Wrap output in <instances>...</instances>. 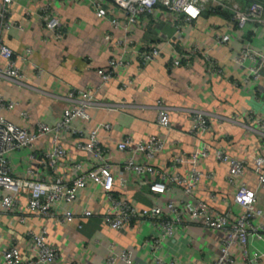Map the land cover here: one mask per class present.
Returning <instances> with one entry per match:
<instances>
[{
	"label": "crops",
	"instance_id": "crops-1",
	"mask_svg": "<svg viewBox=\"0 0 264 264\" xmlns=\"http://www.w3.org/2000/svg\"><path fill=\"white\" fill-rule=\"evenodd\" d=\"M43 5H50L59 19L61 39H54L38 16ZM230 13L224 7L203 10L196 19L187 20L159 5L152 13L141 14L137 23L124 31L114 28L107 18H97L84 0H0V37L14 52L13 64L20 73L16 78L6 76L7 63L0 55V97L16 102L12 109L0 108V115L35 131L38 122L53 124L60 119L63 109L73 103L68 96L71 89H89L95 101L87 109L90 118L71 122V130L62 141L66 156L57 163L53 176L73 178L77 173L73 163H79L82 170L91 167L90 154L78 149L76 143L87 141L89 131L97 128V138L107 149L113 173L120 172L128 183L122 187L116 179V196L138 208L163 205L171 199L184 211L187 205L202 200L212 209L235 217L241 207L233 197L237 187L245 184L255 190V206L263 213L253 223H264V189L257 188L253 172V158L264 157L263 136L257 124V119H264V67L259 69L256 81L248 80V67L254 63L249 58L235 60L247 45L257 50L264 47V29L252 23L239 29ZM169 20L176 24L177 32ZM4 21L9 28H3ZM106 33L111 34L112 42L104 40ZM224 34L230 38L220 42ZM125 44L127 52L123 58L128 63L102 84L97 69L106 67L110 56L119 57ZM148 45L159 47L161 53L155 60L140 65L136 51ZM174 59L180 60V65H172ZM209 59L214 61L213 68ZM157 101L168 107L169 129L156 124ZM193 110L204 112L208 122L204 131L194 132ZM103 123L110 128L101 127ZM151 135L165 138L164 149L151 159L138 154L132 157L170 175H186L190 169L185 163L175 162L177 155L190 154L202 141L211 146L208 155L197 163L202 176L192 195H186L177 185H169L163 193L151 192L133 171L123 168L131 153L117 150V143L126 137L137 141ZM50 147V135H42L30 149L11 151V173L27 177L29 154ZM214 148L246 162L244 172L235 177L233 184L226 180L228 163L216 159ZM36 172L46 176L43 164L36 165ZM158 179L154 174L152 180ZM25 204V197L18 196L15 211L5 212L0 205V254L15 245L23 260L34 257L30 233H39L46 226V241L60 254L51 264H108L105 257L110 246L115 251L131 249L136 264H152L148 239L155 229L151 219H133L119 230L108 227L102 215L109 202L94 184L78 190L71 203L60 205L76 215L88 208L92 215L87 219L75 217L69 222H58L27 212ZM184 222L177 225L172 237L163 240L158 251L163 264H211L218 256L224 231L205 227L190 220L187 214ZM246 248L249 254L256 252L258 258L244 262L242 247L234 244L233 261L228 264H264L263 240L249 235Z\"/></svg>",
	"mask_w": 264,
	"mask_h": 264
},
{
	"label": "built area",
	"instance_id": "built-area-1",
	"mask_svg": "<svg viewBox=\"0 0 264 264\" xmlns=\"http://www.w3.org/2000/svg\"><path fill=\"white\" fill-rule=\"evenodd\" d=\"M94 11L97 18H107L114 28L127 27L137 23V18L141 14L152 13L156 6H163L173 13L176 17H182L187 20L196 19L203 10H212L215 7H224L232 11L231 19L237 28L243 29L247 23L261 26L264 29V6L260 2H252L248 5L234 4L233 0H84ZM11 0H4L9 3ZM112 10L119 15L112 14ZM5 10L2 12V15ZM45 28L51 33L54 39H61L63 32L59 19L52 13L50 5H43L39 8V15ZM172 20V19H171ZM170 21V20H169ZM173 21V20H172ZM173 28L177 32V26L174 22ZM3 28H9V24L4 21ZM230 38L229 34L221 35L220 42H226ZM104 40L112 42L111 34L106 33ZM169 41V39H167ZM117 41L116 44H119ZM123 43V42H122ZM126 44L123 45L122 53L119 57L110 56L107 65L104 68H98L97 73L100 76L101 83H107L112 79L115 73L126 63L124 54L127 52ZM30 53V49H26ZM161 53L159 47L148 45L136 51L137 61L144 65L155 60ZM14 52L6 46L0 37V55L6 60L7 66L4 74L10 78L20 76L18 69L13 64ZM206 58L209 57L204 54ZM249 58L254 65L248 67V80L256 81L260 74L259 69L264 67V47L257 50L251 46H245L236 57L237 62H242ZM210 66L214 67V61L208 60ZM181 61L174 59L172 65H180ZM38 73L41 70H37ZM70 99H73L71 106L63 109L60 119L47 124L38 122L35 131H30L26 127H21L2 115H0V205L5 212H13L18 205V196L26 199L25 210L29 213L39 214L41 216L56 219L58 222H69L75 217L87 219L92 215L88 208H84L79 214H75L72 209H62L61 204L71 203L75 200L77 191L86 187L88 184H94L99 187L106 195L109 205L103 213L104 223L115 230H119L125 223L136 218H150L155 229V234L148 239L150 244L152 264H163V259L158 255L164 239L172 237L177 225L184 222V215L189 219L197 221L205 227L222 230L224 235L220 239L218 256L211 264L232 263L231 247L239 244L242 247V259L246 263H251L258 258V254L248 253L246 248L249 235L264 241V223H253V220L263 215L262 211L255 206L256 192L245 186L237 187L233 201L241 207V213L231 217L228 212H218L202 200H197L194 204L187 205V211L178 207L171 199L163 205H150L136 207L125 198H120L113 193L114 182L125 187L127 181L121 174L113 173L112 163L107 149L102 147L97 138V128L88 133V139L85 142L78 141L76 147L87 151L92 158V165L86 170L81 169L79 163H73L77 171L71 179L55 177L52 171L55 169L60 159L66 156V150L62 144L63 138L71 130V122L75 119L88 120L90 115L87 111L89 107L95 105L94 93L89 89H71ZM16 104L12 99L0 97V108L12 109ZM156 124L163 128H170V115L168 107L161 101H157ZM194 132L204 131L208 122L205 114L201 110H193ZM264 142V119H257ZM101 127L108 129L110 125L103 123ZM80 132V130H74ZM42 135H50L51 147L48 150L29 154V161L26 167L27 177H17L11 173L8 154L13 150L31 148L34 140ZM165 138L151 135L146 139L133 141L126 137L116 145L119 151H129V156L123 168L133 171L140 181L145 183L151 192L163 193L169 185L182 187L186 195H192L202 173L197 168L200 158L208 155L211 146L205 142L197 145L196 149L188 155L180 154L175 157V162L189 165L190 169L186 175L167 174L165 171L143 163L135 161L132 157L138 154L146 159H151L155 154L161 152L165 146ZM213 153L217 160L228 163L226 180L233 184L235 177L242 174L245 170L246 162L243 159H236L225 153L221 149L214 148ZM43 164L46 176L38 175L36 165ZM253 172L257 180V188L264 189V157L256 156L253 158ZM154 174L159 176L157 181L152 180ZM164 180H167L165 183ZM19 220L24 221L23 215ZM80 226V225H79ZM46 226L41 227L39 233H30L32 242V251L34 257L23 260L20 252L15 245L2 250L0 254V264H51L59 256V251L49 245L46 241ZM105 260L108 264H136L133 260L131 249H121L115 251L112 246L106 253ZM70 264V263H66ZM172 264V263H170Z\"/></svg>",
	"mask_w": 264,
	"mask_h": 264
},
{
	"label": "rangeland",
	"instance_id": "rangeland-1",
	"mask_svg": "<svg viewBox=\"0 0 264 264\" xmlns=\"http://www.w3.org/2000/svg\"><path fill=\"white\" fill-rule=\"evenodd\" d=\"M234 1V4H237V5H241V6H244V5H248L252 2H260L262 3V5L264 6V1L263 0H233Z\"/></svg>",
	"mask_w": 264,
	"mask_h": 264
},
{
	"label": "trees",
	"instance_id": "trees-1",
	"mask_svg": "<svg viewBox=\"0 0 264 264\" xmlns=\"http://www.w3.org/2000/svg\"><path fill=\"white\" fill-rule=\"evenodd\" d=\"M263 1H264V0H263ZM260 2H261V1H260ZM218 8H222V7H215V8H213L212 10H218ZM231 15H232V14L230 13L229 16L231 17Z\"/></svg>",
	"mask_w": 264,
	"mask_h": 264
}]
</instances>
